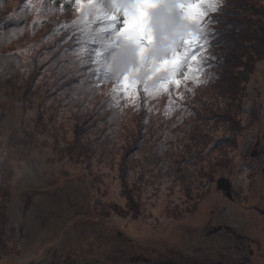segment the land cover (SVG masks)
Returning a JSON list of instances; mask_svg holds the SVG:
<instances>
[{
  "label": "rangeland",
  "instance_id": "obj_1",
  "mask_svg": "<svg viewBox=\"0 0 264 264\" xmlns=\"http://www.w3.org/2000/svg\"><path fill=\"white\" fill-rule=\"evenodd\" d=\"M239 2L189 101L137 85L154 117L112 107L91 60L119 50L89 49L75 0L0 3V264H264V0Z\"/></svg>",
  "mask_w": 264,
  "mask_h": 264
},
{
  "label": "snow or ice",
  "instance_id": "obj_2",
  "mask_svg": "<svg viewBox=\"0 0 264 264\" xmlns=\"http://www.w3.org/2000/svg\"><path fill=\"white\" fill-rule=\"evenodd\" d=\"M220 3L221 0H185L180 5L185 18L200 26V35L186 39L179 50H173L170 58L155 69L156 72H167L168 78L160 81L155 87L144 84L143 91L148 96L154 97L161 92H167L169 85L179 87L181 80L177 77L180 75L183 76L184 81L204 82L199 77L204 71L203 64L206 58L203 53L208 45V25L212 23L211 20L206 21L205 17L208 16L209 12H215ZM155 6L153 0H140V2L130 4L128 8L124 9L126 20L123 29L119 33V38L136 45L141 62H143L144 55L148 51L141 45V41L147 40L149 44L153 42L152 31L149 27L148 10ZM75 8L80 12L77 23L81 25L86 45L97 43L100 39V32L106 30L105 28H101L99 31L94 29L93 25L96 20L105 18L115 21L116 19L115 16L103 17L102 10L94 0H75ZM111 26L114 27V25ZM80 52L87 53L88 48L86 46L82 47ZM91 63L94 65L93 73L97 79L102 78L104 81H109L105 74L107 71L106 65L101 59L100 52H96L95 58H92ZM180 68H183V71L178 75V69ZM138 84L137 81L129 77H124L117 82V85L111 90L112 100L115 105L119 106L121 92H123L126 99L135 103ZM165 114L167 115L168 113L166 112Z\"/></svg>",
  "mask_w": 264,
  "mask_h": 264
},
{
  "label": "clouds",
  "instance_id": "obj_3",
  "mask_svg": "<svg viewBox=\"0 0 264 264\" xmlns=\"http://www.w3.org/2000/svg\"><path fill=\"white\" fill-rule=\"evenodd\" d=\"M122 0H112L108 10L117 12L128 8ZM171 5H161L148 12L153 45L141 62L138 49L129 42L121 43L119 51L105 67L114 82L129 77L139 84L155 87L168 78L164 71L155 69L170 58L173 50H179L186 39L200 35V26L171 10ZM91 14V13H90ZM112 46V42L108 43Z\"/></svg>",
  "mask_w": 264,
  "mask_h": 264
},
{
  "label": "trees",
  "instance_id": "obj_4",
  "mask_svg": "<svg viewBox=\"0 0 264 264\" xmlns=\"http://www.w3.org/2000/svg\"><path fill=\"white\" fill-rule=\"evenodd\" d=\"M228 0H221V3H220V5H219V7H218V9L215 11V12H209V14H208V16L207 17H205V20L207 21V20H211L212 21V23H210L209 25H208V33H209V36H208V45L210 46V49L212 48V44H213V40H215V38L213 37L214 35H216L217 34V32H218V23L220 22V21H222L221 20V18H222V16H224V14L226 13V11L227 12H230L231 13V11L232 10H226V2H227ZM233 1H236L237 2V0H233ZM245 2V0H242V3H244ZM0 3H2V2H0ZM238 3H240L239 2V0H238ZM231 4H234L233 2L231 3ZM222 12V13H221ZM221 14V15H220ZM220 15V16H219ZM228 15H230V14H228ZM230 16H232V15H230ZM230 22L231 21H229V24H230ZM243 28H247V25H245ZM242 28V29H243ZM248 30H250L251 31V28L250 29H248ZM243 38H245V36H243ZM92 49V48H91ZM215 60H216V58H214ZM78 61H79V64L77 65V66H79L80 64L81 65H85L84 64V59L82 58V57H80L79 59H78ZM219 61H220V58H219ZM187 83H184L183 84V86H182V89H181V91H180V96H179V101L178 102H180V104L181 103H183V102H185V101H189L190 99H191V95H190V93L192 92V90L197 86V84L198 83H194L192 80H188V81H186ZM194 85V86H193ZM113 87H115V86H111L110 87V90H112L113 89ZM190 89V90H189ZM122 94H123V92H121ZM163 92H161L160 94H162ZM124 95V94H123ZM181 96H182V98H181ZM136 98H137V101H138V103L132 108V110L131 111H133V115H138L139 116V110H141V109H143L144 110V112H145V115H147V113L149 112L150 114H152L153 115V117L156 115V112L158 111V108H153V109H147V111L144 109V107H145V105L141 102V100H140V98H139V96L137 95L136 96ZM112 107H114L116 110H119L118 109V107L117 106H113L112 105ZM105 109H106V111H107V108L105 107ZM238 109V108H237ZM245 111H246V109H245ZM138 112V113H137ZM110 113V112H109ZM113 116L114 115H116V114H112ZM170 116V115H169ZM133 117H136L137 118V116H133ZM165 117H168V116H165ZM152 121V120H151ZM149 124L147 123V122H145V123H143L142 125H140V126H142V128H145V127H147ZM140 126H139V128H140ZM3 198H5V194H6V191H4L3 192ZM7 200V199H6ZM230 230H232L231 228H229ZM233 232H237L236 230H232ZM226 246V244H224L223 245V247H225Z\"/></svg>",
  "mask_w": 264,
  "mask_h": 264
},
{
  "label": "water",
  "instance_id": "obj_5",
  "mask_svg": "<svg viewBox=\"0 0 264 264\" xmlns=\"http://www.w3.org/2000/svg\"><path fill=\"white\" fill-rule=\"evenodd\" d=\"M218 187L221 189V188H223V189H225L226 190V196L228 197V198H231V187H230V184H229V182L226 180V179H222V180H220L219 182H218ZM262 215H264V209L263 210H260L259 211Z\"/></svg>",
  "mask_w": 264,
  "mask_h": 264
},
{
  "label": "bare ground",
  "instance_id": "obj_6",
  "mask_svg": "<svg viewBox=\"0 0 264 264\" xmlns=\"http://www.w3.org/2000/svg\"><path fill=\"white\" fill-rule=\"evenodd\" d=\"M219 188V187H218ZM219 190L224 194V193H226V190L225 189H223V188H219ZM226 195V194H225ZM240 207V206H239ZM246 216H248L249 217V215H246ZM251 217H252V215H251ZM241 221V220H240ZM246 229V228H245ZM62 231V230H61ZM237 231V230H236ZM257 250V249H256ZM257 252V254L259 255V256H263V255H260V251H256ZM240 253V252H239ZM258 256V258L259 259H261L260 257Z\"/></svg>",
  "mask_w": 264,
  "mask_h": 264
},
{
  "label": "crops",
  "instance_id": "obj_7",
  "mask_svg": "<svg viewBox=\"0 0 264 264\" xmlns=\"http://www.w3.org/2000/svg\"><path fill=\"white\" fill-rule=\"evenodd\" d=\"M51 241H52V240H50L49 242H45V243H47V244H48V243H52Z\"/></svg>",
  "mask_w": 264,
  "mask_h": 264
}]
</instances>
